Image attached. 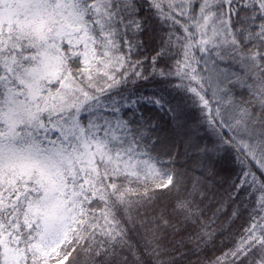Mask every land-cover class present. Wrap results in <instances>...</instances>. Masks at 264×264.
<instances>
[{"label": "snow or ice", "instance_id": "obj_1", "mask_svg": "<svg viewBox=\"0 0 264 264\" xmlns=\"http://www.w3.org/2000/svg\"><path fill=\"white\" fill-rule=\"evenodd\" d=\"M0 264H264V0H0Z\"/></svg>", "mask_w": 264, "mask_h": 264}, {"label": "trees", "instance_id": "obj_2", "mask_svg": "<svg viewBox=\"0 0 264 264\" xmlns=\"http://www.w3.org/2000/svg\"><path fill=\"white\" fill-rule=\"evenodd\" d=\"M157 45L154 42L151 41H147L145 44V51L142 52V55H146L149 57V59H151V56L154 55V51L153 49L156 48ZM139 89L143 90L144 95H152L153 90L158 91V85L155 83H141L139 86ZM143 110L145 111L146 115H153L156 119H159L162 123L164 120H166V117L163 116V114L157 113V110L154 108H149L147 105L142 106ZM124 115L127 116L128 112L127 110H125ZM191 116L196 117L199 115L198 110L196 109H192ZM204 129H201V132H203ZM231 212V209H229V214ZM211 214V213H209ZM221 219H225L224 217H222ZM247 224V219H246V215H242L240 218L236 219L232 224L231 227L228 229L227 232H225V237H227L229 235V233H233L234 237H238L239 233L242 231V228L244 226H246ZM221 239H223V237H217V245L219 246ZM230 246V244L228 243V241L226 240L224 243V247H228ZM218 254V251H217ZM208 255H211V252L208 253Z\"/></svg>", "mask_w": 264, "mask_h": 264}]
</instances>
